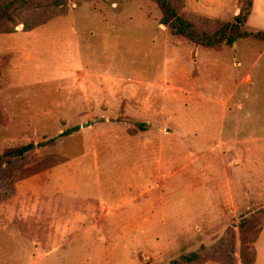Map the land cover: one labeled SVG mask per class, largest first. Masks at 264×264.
Returning a JSON list of instances; mask_svg holds the SVG:
<instances>
[{"label": "rangeland", "instance_id": "374dc122", "mask_svg": "<svg viewBox=\"0 0 264 264\" xmlns=\"http://www.w3.org/2000/svg\"><path fill=\"white\" fill-rule=\"evenodd\" d=\"M239 9L186 0L224 22ZM64 11L0 34V154L46 144L0 172V264H170L190 253L220 264L212 249L230 230L240 264L239 224L264 220V43L198 49L169 34L150 0H72ZM50 197L74 208L64 221L94 226L86 240L50 245Z\"/></svg>", "mask_w": 264, "mask_h": 264}, {"label": "trees", "instance_id": "16d2710c", "mask_svg": "<svg viewBox=\"0 0 264 264\" xmlns=\"http://www.w3.org/2000/svg\"><path fill=\"white\" fill-rule=\"evenodd\" d=\"M70 1L72 0H0V34H14L18 26H22V31L25 33L43 27L53 19L66 15L64 9ZM150 1L160 10V23L168 30L169 34L177 39L187 41L198 49L220 51L223 47L232 48L238 41L247 40L264 43V32L253 33L248 32L247 29L244 30L252 11L253 0L246 3H243L244 0H238L240 9L233 22L204 18L190 13L186 10V0ZM138 128L143 131L146 127L139 124ZM77 131L78 128H74L61 134V137H68ZM44 146L46 147V144L29 143L5 151L0 154V172L5 163L22 158ZM244 224L245 222H242L238 226L241 238L240 264H255L256 243L263 230L264 220L259 226H253L249 230ZM227 237V242H221L223 247L212 249L214 255L212 254L211 258L220 264H236L234 257L235 236L232 230L227 232ZM206 261L208 260L202 261L201 253H190L170 264L182 262L183 264H204Z\"/></svg>", "mask_w": 264, "mask_h": 264}, {"label": "crops", "instance_id": "0c3cea01", "mask_svg": "<svg viewBox=\"0 0 264 264\" xmlns=\"http://www.w3.org/2000/svg\"><path fill=\"white\" fill-rule=\"evenodd\" d=\"M246 29H248L249 32L250 31L264 32V0H253L252 11L247 21ZM244 60L248 61L249 59L245 58ZM255 65H258V62H255L253 64L254 67ZM248 68L250 69L252 68V66L249 65V67H247L246 70H248ZM54 198L55 197L53 198L50 197V245L53 244L51 246H57L58 244L61 243L63 244L74 240L78 242L80 238L81 239L83 238V241L86 240V238L88 237L86 235V231L89 229L90 230L93 229L94 226H89L85 222L76 221L77 219L76 220L70 219L68 221L67 220L64 221V219L59 217L60 215H73L76 212L74 211L73 207L69 208L67 206L66 207L61 206V204L59 206H52V202ZM31 211H33L32 213H36L39 211V209L37 207H34ZM261 236L262 238L264 236V227L256 243L255 264H257L259 258L261 259V255H260L261 250L259 247V240ZM257 245H258V249H257Z\"/></svg>", "mask_w": 264, "mask_h": 264}]
</instances>
